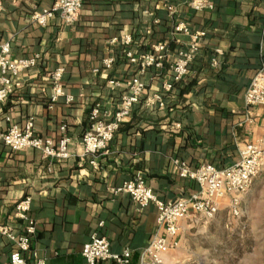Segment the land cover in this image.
<instances>
[{"label": "crops", "instance_id": "0c3cea01", "mask_svg": "<svg viewBox=\"0 0 264 264\" xmlns=\"http://www.w3.org/2000/svg\"><path fill=\"white\" fill-rule=\"evenodd\" d=\"M188 1L85 0L74 25H64L57 15L39 26L32 21L33 12L56 0H0V43H10L16 60L41 55V63L27 70L0 104V130L12 124L23 128L33 119L39 136L59 140L65 124L71 138V155L61 159L43 157L34 148L15 151L0 141V226L23 233L15 207L32 196L30 213L38 232L29 262L38 256L46 264H86L83 245L98 232L113 252L131 249V264H139L142 251L159 232L158 210L153 203L140 208L130 194L116 193L114 187L141 173L160 200L189 197L197 193L198 182L177 175L173 160L181 159L191 169L204 163L229 167L246 143L264 142V105L245 102L247 87L264 64V0H216L217 8L200 11ZM176 18L205 32L188 75L177 80L171 65L189 37L174 33ZM126 33L133 37L131 46L109 45L110 38ZM160 41H167L169 48L159 68L141 70L125 54L131 49L142 56ZM109 54L116 63L106 70L103 60ZM58 66L65 68L71 104L62 98L51 105L49 73ZM111 79L120 85H111ZM133 79L145 83L143 96L94 166L92 157L82 155L90 113L99 104L109 118ZM165 84L171 85L170 91ZM156 95L163 104L150 101ZM251 187L240 195L241 205ZM229 200L220 199V211L230 209ZM203 221L181 220L179 245L165 252L164 264L181 263L182 241ZM16 248L0 232V264Z\"/></svg>", "mask_w": 264, "mask_h": 264}, {"label": "built area", "instance_id": "2783aa9c", "mask_svg": "<svg viewBox=\"0 0 264 264\" xmlns=\"http://www.w3.org/2000/svg\"><path fill=\"white\" fill-rule=\"evenodd\" d=\"M84 3L85 0H56L52 6L34 11L32 21L39 26H47L51 19L58 15L64 25L72 26L78 20ZM187 5L197 11L216 8L215 0H189ZM168 7L172 13L175 12L173 7ZM1 10L0 4V13ZM174 24V33H183L189 37L185 46L177 50L176 58L171 65V71L177 80L187 75L189 67L201 47V37L205 35V32L194 31L181 18H176ZM108 42L110 46H131L134 43L133 37L129 33L121 37H112ZM168 48L167 41H160L153 46L150 53L142 54V56L135 55L131 49H127L125 54L132 63L138 64L141 70L147 67L159 68L164 63ZM10 50L9 42L0 43V104L6 102L14 88L20 85L21 76L27 70L37 67L41 63L40 54L16 60L11 57ZM115 63L114 55L109 54L103 60V68L109 70ZM64 74L63 66H58L49 73L51 105L58 103L62 98L68 104L74 102V97L65 91ZM109 83L114 86L120 85V81L116 79H111ZM145 87V83L138 79L128 81L119 108L109 118L99 104L93 107L89 116L90 128L82 137V155L92 157V165H97L95 158L99 153L108 150L116 132L121 127L120 125L131 114L132 108L139 103ZM170 88V84H165V90H170ZM150 101H159L160 104H163L161 95L154 96ZM245 102L250 107L264 105V64L248 85ZM251 120L250 118L249 121ZM60 128L64 134L59 140L41 137L34 129V120L29 119L23 128L12 124L6 131L0 130V141L15 151L34 148L40 150L43 157L68 158L71 155L69 151L71 138L66 134L65 124ZM239 157L236 163L223 168L214 163H204L196 169H191L181 159L173 160L174 171L177 175L191 178L197 181L199 186L197 193L189 197H180L178 200H160L141 173H137L133 178L113 188L116 193L130 194L140 208L153 203L158 210L159 232L152 237L142 251L139 264H164L165 252L179 245L178 234L181 220L190 217H199L205 221L213 220L220 211V199L225 196L230 198L228 207L235 215H240V195L247 193L254 178L264 168V142L246 143L239 149ZM32 201V196H25L15 207V216L24 222L23 233H16L9 227L0 226V232L13 241L17 247L4 264H46V260L38 256H35L32 261H28V255L32 250V239L38 232L36 220L30 213ZM83 246L82 253L86 264H102L104 261H109L111 264H131V249L126 248L121 252H113L109 240L98 232L94 233Z\"/></svg>", "mask_w": 264, "mask_h": 264}, {"label": "rangeland", "instance_id": "374dc122", "mask_svg": "<svg viewBox=\"0 0 264 264\" xmlns=\"http://www.w3.org/2000/svg\"><path fill=\"white\" fill-rule=\"evenodd\" d=\"M264 168L252 184L241 213L231 209L187 234L179 264H264Z\"/></svg>", "mask_w": 264, "mask_h": 264}, {"label": "trees", "instance_id": "16d2710c", "mask_svg": "<svg viewBox=\"0 0 264 264\" xmlns=\"http://www.w3.org/2000/svg\"><path fill=\"white\" fill-rule=\"evenodd\" d=\"M215 6H216V0H215ZM216 8H217V6H216ZM189 26H190V25H189ZM190 27H191V26H190ZM191 29H193V28L191 27ZM199 52H200V49H199L197 55L199 54ZM197 55L195 56L196 58H197ZM196 58H195V59H196ZM195 59H194V60H195ZM194 60H193V62H194ZM192 64H193V63H192ZM192 64H191L190 67H189V71H190V69H191ZM189 71H188V73H189ZM188 73H187V75H188ZM183 78H184V77H183ZM183 78H182V79H183ZM169 91H170V90H169ZM141 98H142V97H141ZM140 100H141V99H140ZM139 102H140V101H139ZM137 104H138V103H137ZM121 125H122V124H121ZM121 125H120V126H121ZM121 127H122V126H121ZM121 127H120V129H121ZM120 129H119V130H120ZM119 130H118V131H119ZM118 131H117V132H118ZM117 132H116V134H117ZM116 134H115V136H116ZM23 224H24V222H23Z\"/></svg>", "mask_w": 264, "mask_h": 264}]
</instances>
